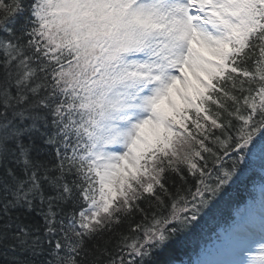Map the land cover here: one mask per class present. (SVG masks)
Masks as SVG:
<instances>
[{"label":"snow or ice","instance_id":"snow-or-ice-1","mask_svg":"<svg viewBox=\"0 0 264 264\" xmlns=\"http://www.w3.org/2000/svg\"><path fill=\"white\" fill-rule=\"evenodd\" d=\"M0 264H264V0H0Z\"/></svg>","mask_w":264,"mask_h":264},{"label":"trees","instance_id":"trees-1","mask_svg":"<svg viewBox=\"0 0 264 264\" xmlns=\"http://www.w3.org/2000/svg\"><path fill=\"white\" fill-rule=\"evenodd\" d=\"M254 176H255V175L252 176V179H251V180L246 181L245 183L241 184L242 187H243V189L246 188L247 184H248L250 181H251V183H252L255 179H258L260 175L258 174V177H257V178H254ZM239 186H240V185H239ZM239 186H237L235 189H233V196H232V198H231L229 201H227L226 203H224V204L221 205L220 212L217 214L215 220L211 221V222L209 223V225H210L212 222H216V221L218 222V221H220V219H221L220 217H221V216H224V215L227 214V212H226L227 209H228L230 206H232L233 204H236V202L238 201V199H240V196L238 195V191H241V190L238 188ZM209 225H208V227H209Z\"/></svg>","mask_w":264,"mask_h":264},{"label":"rangeland","instance_id":"rangeland-1","mask_svg":"<svg viewBox=\"0 0 264 264\" xmlns=\"http://www.w3.org/2000/svg\"><path fill=\"white\" fill-rule=\"evenodd\" d=\"M260 200H261V194H260V198L257 202L255 203H249L248 206H246L242 211H241V214L239 215L240 219L241 217L251 208V209H254L256 211L259 210L260 208Z\"/></svg>","mask_w":264,"mask_h":264},{"label":"bare ground","instance_id":"bare-ground-1","mask_svg":"<svg viewBox=\"0 0 264 264\" xmlns=\"http://www.w3.org/2000/svg\"><path fill=\"white\" fill-rule=\"evenodd\" d=\"M191 255H193V254H195L193 251H191V253H190ZM186 259H187V257H186Z\"/></svg>","mask_w":264,"mask_h":264}]
</instances>
